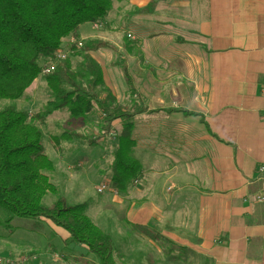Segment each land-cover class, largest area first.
<instances>
[{
    "label": "crops",
    "instance_id": "1",
    "mask_svg": "<svg viewBox=\"0 0 264 264\" xmlns=\"http://www.w3.org/2000/svg\"><path fill=\"white\" fill-rule=\"evenodd\" d=\"M153 1L119 0L74 39L113 49L87 57L131 117L124 222L140 239L121 264H264V0H165L133 15ZM114 23L129 30L121 42L106 40Z\"/></svg>",
    "mask_w": 264,
    "mask_h": 264
},
{
    "label": "trees",
    "instance_id": "2",
    "mask_svg": "<svg viewBox=\"0 0 264 264\" xmlns=\"http://www.w3.org/2000/svg\"><path fill=\"white\" fill-rule=\"evenodd\" d=\"M161 1L165 0L147 3L133 15L148 16ZM118 2L0 0V103L10 105L0 110V214L5 217L1 225L6 226L11 219L27 220L28 228L37 231L39 223H44L62 233L68 246L80 249L94 264H113L111 247L108 238L85 219L82 207H66L60 199L45 208L40 206V201L54 191L43 177L51 171V166L43 156L41 136L35 127H42L54 115L74 123L87 121L95 113L99 123L95 138L60 134L47 140L50 151L57 154L58 144L70 142L93 147L116 127L106 190L120 195L135 181L138 169L131 158V117L102 89L98 69L87 57L95 51L113 52V49L100 42L79 49L63 46L67 58L52 65L49 73L40 74L51 63L63 40L74 41L81 26L101 23L110 5ZM69 59L77 62L72 69ZM118 71L123 79L121 67ZM38 78L45 101L31 118L15 112L11 104L19 101ZM124 84L128 91L125 79Z\"/></svg>",
    "mask_w": 264,
    "mask_h": 264
},
{
    "label": "rangeland",
    "instance_id": "3",
    "mask_svg": "<svg viewBox=\"0 0 264 264\" xmlns=\"http://www.w3.org/2000/svg\"><path fill=\"white\" fill-rule=\"evenodd\" d=\"M118 25L114 23L106 32L108 42L119 39L121 42V36L129 32ZM82 31L85 33L88 28L83 26ZM68 62L71 69L77 63L74 59H69ZM44 101L45 94L38 78L23 93L19 101L11 104V107L15 112L31 118ZM9 106L1 102L0 110ZM93 115L87 121L74 123H68L63 116L54 115L45 120L42 127H35L41 136L43 156L51 166V171L43 177L54 191L53 195L45 196L40 201V206L45 208L56 199H60L64 206L69 208L81 206L89 224L108 238L112 262L121 264L122 255L129 250L126 243L130 240L135 242L140 238L135 229L126 227L124 222L126 195H123L124 193L116 195L106 190L107 167L113 149L112 137L117 132L116 127L112 128L110 135L100 139L93 147H84L73 142L58 144L59 155L53 154L47 143L48 139L57 138L65 133L75 134L87 140L95 138L99 134V123L97 115L95 113ZM64 154L67 155L66 159L74 161L67 165L65 162L58 164ZM135 186L136 182L130 184L129 188ZM100 187H104V190L95 194ZM129 199L132 204L131 214L134 213L135 219V193ZM4 219L5 217L0 214V264H76L75 259H79L83 264H94L80 249L68 246L63 234L44 223H39L40 229L36 231L28 228L30 222L27 220L11 219L3 226L1 222ZM66 248L71 249L67 251ZM72 249L75 250L71 251Z\"/></svg>",
    "mask_w": 264,
    "mask_h": 264
},
{
    "label": "built area",
    "instance_id": "4",
    "mask_svg": "<svg viewBox=\"0 0 264 264\" xmlns=\"http://www.w3.org/2000/svg\"><path fill=\"white\" fill-rule=\"evenodd\" d=\"M91 31L98 30L101 26L99 24L89 25ZM125 40H127V37H124ZM65 46H73L74 49H79L80 45L72 40L66 39L65 40ZM66 57V53L64 51V48L61 46L59 50H57L53 56L52 61L50 64H48L44 69L41 70V75H45L51 71L52 65H55L56 63L62 62ZM259 97L264 100V82L262 88L258 92ZM259 121L264 124V112L262 111L259 115ZM257 173H260V170L256 171ZM104 190V187H100L97 191H95V194H99L101 191ZM113 196V195H112ZM263 201L262 197H255L253 198V203H260Z\"/></svg>",
    "mask_w": 264,
    "mask_h": 264
}]
</instances>
